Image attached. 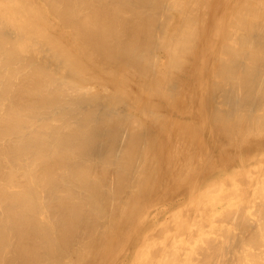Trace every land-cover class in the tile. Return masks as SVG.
Segmentation results:
<instances>
[{
	"label": "bare ground",
	"instance_id": "obj_1",
	"mask_svg": "<svg viewBox=\"0 0 264 264\" xmlns=\"http://www.w3.org/2000/svg\"><path fill=\"white\" fill-rule=\"evenodd\" d=\"M134 256L264 264V0H0V264Z\"/></svg>",
	"mask_w": 264,
	"mask_h": 264
},
{
	"label": "rangeland",
	"instance_id": "obj_2",
	"mask_svg": "<svg viewBox=\"0 0 264 264\" xmlns=\"http://www.w3.org/2000/svg\"><path fill=\"white\" fill-rule=\"evenodd\" d=\"M203 181L205 182V180H203ZM192 183H193V185L191 184L192 188L190 187V189H193L196 185H200V183L197 182V181L196 182L192 181ZM199 188H198L199 190L197 191L196 195H201L203 193V190H202L201 186ZM127 259H128V257L124 258L123 261H121V262H117V264H126L127 263ZM119 260H122V259L119 258ZM128 263L129 264H139V258L134 256L133 259L130 260V262H128Z\"/></svg>",
	"mask_w": 264,
	"mask_h": 264
}]
</instances>
